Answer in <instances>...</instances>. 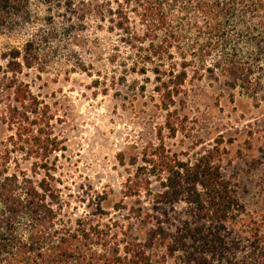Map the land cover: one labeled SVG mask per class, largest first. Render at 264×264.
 Returning <instances> with one entry per match:
<instances>
[{"label":"trees","instance_id":"trees-1","mask_svg":"<svg viewBox=\"0 0 264 264\" xmlns=\"http://www.w3.org/2000/svg\"><path fill=\"white\" fill-rule=\"evenodd\" d=\"M29 1L0 0V27L13 31L29 22ZM102 11L127 35L141 75L155 76L154 92L167 113L164 128L173 137L180 125L173 109L190 70L195 79L208 75L232 92L244 89L257 105L264 101V0H120ZM33 47L31 41L10 54L6 69L17 106H8L3 118L14 135L12 149L0 156V264H264V214L247 209L222 178L213 151L185 164L165 155L162 136L160 146L142 154L144 166L129 179L125 198L149 188L141 176L148 170L165 178L155 203H184L183 220L167 226L139 208L132 236L92 218L65 219L50 161L65 151L64 143L51 133L48 107L18 80L24 70L40 69ZM16 153L32 161L29 174L18 162V173L10 174Z\"/></svg>","mask_w":264,"mask_h":264},{"label":"rangeland","instance_id":"rangeland-1","mask_svg":"<svg viewBox=\"0 0 264 264\" xmlns=\"http://www.w3.org/2000/svg\"><path fill=\"white\" fill-rule=\"evenodd\" d=\"M117 1L30 0L29 22L13 31L0 27V156L12 149L14 135L4 114L8 106H17L7 64L10 54L23 52L32 41L40 69L24 70L18 80L48 107L51 133L64 143L65 151L50 161L65 219L92 218L132 236L139 229L133 216L139 208L167 226L183 220L184 203H155L165 178L148 170L141 176L149 188L125 198L129 179L144 166L142 154L160 146L161 136L165 155L185 164L213 151L230 188L249 211L264 214V101L257 105L244 89L232 92L208 75L195 79L190 70L184 95L173 109L180 122L173 137L164 128L167 113L154 92L155 76L150 71L141 75L143 65L125 42L127 35L102 11L106 3L116 8ZM135 158L138 163L132 166ZM11 159L10 174L18 173L17 162L30 173L32 161L25 155Z\"/></svg>","mask_w":264,"mask_h":264}]
</instances>
